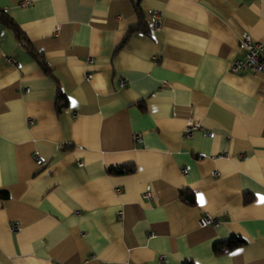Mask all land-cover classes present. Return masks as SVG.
<instances>
[{"label": "crops", "instance_id": "crops-1", "mask_svg": "<svg viewBox=\"0 0 264 264\" xmlns=\"http://www.w3.org/2000/svg\"><path fill=\"white\" fill-rule=\"evenodd\" d=\"M139 6L159 25L114 51L128 0H0L51 74L0 26V264H264V71L228 70L264 0Z\"/></svg>", "mask_w": 264, "mask_h": 264}, {"label": "trees", "instance_id": "trees-1", "mask_svg": "<svg viewBox=\"0 0 264 264\" xmlns=\"http://www.w3.org/2000/svg\"><path fill=\"white\" fill-rule=\"evenodd\" d=\"M131 6V9L134 13L135 20L132 24L128 25L126 29L124 30L121 38L114 46V51L120 48L123 43L127 40V37L130 33L134 31L141 32L143 34L149 33L148 25L144 19L143 13L141 11V8L139 6V0H128ZM0 26H3L11 32L14 39L19 42V44L25 49L27 54L36 62V64L39 66L41 71L44 74H50V69L47 66L43 55L36 49L33 48V46L30 44L28 39L25 37L24 33L17 27V25L5 14L3 9L0 7ZM66 103L65 97L63 93L56 87L54 96H53V110L56 114L59 109L64 106ZM142 107V104L139 105ZM107 172H114V173H127L131 171V166L129 164L125 165H118L114 167L106 168ZM6 193L4 191H0V197H4ZM177 196L179 200L185 204H192L193 198L192 193L187 189H179L177 191ZM249 199L248 196L244 195L242 200L247 201ZM242 242V240L234 235L229 236L228 238L214 242L212 245V251L213 253H221L224 252L231 247H234L236 245H239ZM180 264H189V261L185 260Z\"/></svg>", "mask_w": 264, "mask_h": 264}, {"label": "built area", "instance_id": "built-area-1", "mask_svg": "<svg viewBox=\"0 0 264 264\" xmlns=\"http://www.w3.org/2000/svg\"><path fill=\"white\" fill-rule=\"evenodd\" d=\"M150 16L152 17V19L148 21V26L149 28H156L159 25V22L157 20V13L155 11H152L150 13ZM240 42L243 47V54L241 57H236L230 60L228 64V70L232 72H238L240 70L246 69L252 71H264V55L262 53L261 42L253 40L245 31L240 32ZM4 58L8 62H13V58L11 56H4ZM84 62L85 64L91 63V58L89 56L85 57ZM89 76V73L84 74L85 78H89ZM122 82V79L119 80V85L122 84ZM26 121L30 122L31 118L27 117ZM197 127L198 125L196 123L187 121L185 126L183 127L182 134L184 136H189ZM132 137L136 138L137 134H133ZM75 164L77 166H81L82 160L77 158L75 160ZM212 173H215V171H212ZM141 195L142 197H148L149 189L145 188ZM117 214L119 215L120 212H117ZM212 221L213 219L208 215H202L198 219V223L200 225L211 223ZM11 229H16V225H12Z\"/></svg>", "mask_w": 264, "mask_h": 264}, {"label": "snow or ice", "instance_id": "snow-or-ice-1", "mask_svg": "<svg viewBox=\"0 0 264 264\" xmlns=\"http://www.w3.org/2000/svg\"><path fill=\"white\" fill-rule=\"evenodd\" d=\"M260 201L264 202V197H260ZM201 203H203L202 198H201Z\"/></svg>", "mask_w": 264, "mask_h": 264}]
</instances>
